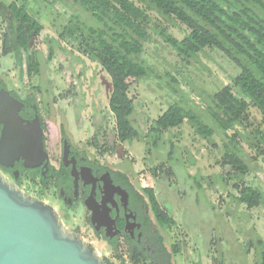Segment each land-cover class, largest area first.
Here are the masks:
<instances>
[{
	"label": "rangeland",
	"instance_id": "obj_1",
	"mask_svg": "<svg viewBox=\"0 0 264 264\" xmlns=\"http://www.w3.org/2000/svg\"><path fill=\"white\" fill-rule=\"evenodd\" d=\"M12 2L25 6L43 26L32 46L33 51L42 55V72L31 81L19 67L18 54L3 55V36L10 21L8 5ZM74 14L84 15L73 0H0V80L22 99L35 94L50 151L58 155L64 130L74 145L93 158L124 173L139 188L153 189L161 207L174 220V225L163 231L168 253L172 246L181 249L179 254H172L173 264H255V250L248 249V242L255 236L264 240V206L250 210L246 205H238L236 199L244 183L264 191V160L253 165L251 173L241 180L232 175L229 167H222L223 141L218 136L213 138L215 147L184 124L163 131L157 148L147 138L153 123L178 100L166 85L170 81L167 74L179 80V89L185 100L190 99L189 104L196 102L204 108L207 95L229 85L238 70L216 50H207L187 62L151 31L152 38L145 45L142 59L156 74L133 82L128 91L135 104L132 120L144 140L120 144L109 108L111 78L101 65L98 44L91 41L87 45V37L81 31L72 37L64 33ZM150 14L161 20L156 13ZM168 30L179 40L188 33L183 25L179 28L169 25ZM51 47L55 49L49 59ZM38 87L40 92L35 90ZM250 121L252 129L264 132V116L252 106ZM114 146L122 150L115 151ZM242 147L254 156L248 145L244 143ZM21 190L56 211L61 208L66 228L81 229L86 243L95 247L104 259L120 264L112 249L98 241L87 227L83 210L64 209L54 191H43L38 182L27 177ZM143 261L136 264H151Z\"/></svg>",
	"mask_w": 264,
	"mask_h": 264
},
{
	"label": "trees",
	"instance_id": "obj_2",
	"mask_svg": "<svg viewBox=\"0 0 264 264\" xmlns=\"http://www.w3.org/2000/svg\"><path fill=\"white\" fill-rule=\"evenodd\" d=\"M73 1L84 15L74 14L64 33L72 37L76 31H81L87 37V45L91 41L98 44L101 65L111 78L109 108L116 122L115 133L120 144L144 140L132 120L135 104L128 91L133 82L144 81L156 74L142 59L152 31L187 62L207 50H216L238 70L229 85L207 95L204 108L196 102L189 104L190 99L185 100L179 89V80L167 74L170 81L166 85L178 100L173 101L153 123L147 137L153 147L159 146L163 131L188 124L197 135L215 147L213 138L218 136L222 139L221 165L229 167L232 175L241 180L251 173L253 165H257L260 159L264 160V132L252 129L250 121L251 106L264 116V0H136L142 6L131 0ZM8 10L10 21L3 36V55L18 54L19 67L31 81L42 72V55L33 51L32 46L43 26L25 6L12 2ZM150 12L156 13L161 20L153 18ZM169 25L177 28L183 25L188 33L179 40L169 33ZM54 49L50 48L49 59H52ZM35 90L40 92L39 87ZM15 95L19 97L16 92ZM26 99L40 109L35 94ZM244 143L254 156L246 153L242 147ZM113 149L122 150L120 146ZM172 155L173 151L170 152V160ZM196 186L201 189L197 181ZM142 191L159 227L165 231L174 225L172 216L161 207L154 190ZM236 202L250 210L258 209L264 206V191L261 187L244 183ZM248 249L255 250V264H264L263 239L258 236L250 239ZM180 252L179 246H172L170 254L163 247L165 256L162 263L173 264L172 254ZM139 261L138 256L130 257V263ZM120 262L129 264L123 258Z\"/></svg>",
	"mask_w": 264,
	"mask_h": 264
},
{
	"label": "flooded vegetation",
	"instance_id": "obj_3",
	"mask_svg": "<svg viewBox=\"0 0 264 264\" xmlns=\"http://www.w3.org/2000/svg\"><path fill=\"white\" fill-rule=\"evenodd\" d=\"M3 86L4 81L0 80V93L8 91L23 104L20 115L24 120L31 121L36 115L40 117L45 150L49 155L45 162L47 167L42 165L27 169L23 160L16 161L13 167H0L11 183L22 189L27 177L32 182H38L43 191H54L64 209L74 212L83 210L87 227L98 241L112 249L115 257L123 258L129 264L130 257L134 256L151 264H163V247L167 249L164 230L157 224L142 188L124 173L108 167L74 145L64 132L60 134L59 153L54 155L47 144L45 121L39 106L28 103L26 98L17 97L16 91L9 89L7 84ZM3 127L0 123V138ZM16 172L19 173L17 178ZM57 212L64 220L61 208ZM76 231L83 237L81 229Z\"/></svg>",
	"mask_w": 264,
	"mask_h": 264
},
{
	"label": "water",
	"instance_id": "obj_4",
	"mask_svg": "<svg viewBox=\"0 0 264 264\" xmlns=\"http://www.w3.org/2000/svg\"><path fill=\"white\" fill-rule=\"evenodd\" d=\"M22 106L8 91H1L0 167H13L19 160L27 169L47 167L41 119L36 115L24 120ZM0 264L108 263L79 231L65 227L55 208L25 193L0 170Z\"/></svg>",
	"mask_w": 264,
	"mask_h": 264
},
{
	"label": "crops",
	"instance_id": "obj_5",
	"mask_svg": "<svg viewBox=\"0 0 264 264\" xmlns=\"http://www.w3.org/2000/svg\"><path fill=\"white\" fill-rule=\"evenodd\" d=\"M223 264H225V263L223 262Z\"/></svg>",
	"mask_w": 264,
	"mask_h": 264
}]
</instances>
